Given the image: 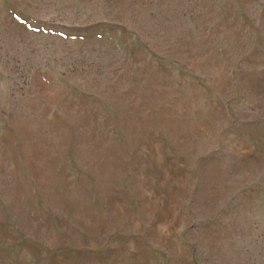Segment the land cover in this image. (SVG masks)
<instances>
[{
	"label": "rangeland",
	"instance_id": "374dc122",
	"mask_svg": "<svg viewBox=\"0 0 264 264\" xmlns=\"http://www.w3.org/2000/svg\"><path fill=\"white\" fill-rule=\"evenodd\" d=\"M0 264H264V0H0Z\"/></svg>",
	"mask_w": 264,
	"mask_h": 264
}]
</instances>
